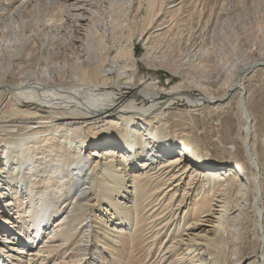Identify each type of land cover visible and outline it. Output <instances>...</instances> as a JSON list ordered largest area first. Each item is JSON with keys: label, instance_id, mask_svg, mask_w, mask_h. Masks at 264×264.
Instances as JSON below:
<instances>
[{"label": "bare ground", "instance_id": "6f19581e", "mask_svg": "<svg viewBox=\"0 0 264 264\" xmlns=\"http://www.w3.org/2000/svg\"><path fill=\"white\" fill-rule=\"evenodd\" d=\"M5 1L0 10V29L3 33L7 31V36L1 47L9 55L5 66H0V201H11L14 208L0 209V222L3 216L12 218L6 234L0 236V247L7 239L6 243L16 248L12 251L21 256L26 254L22 258L29 264L37 261L43 264V254H52L71 241V256L65 259L69 258L68 263L72 264H80L89 255H97L101 264H105L103 253L115 264H141L143 257H137L141 253L144 258L155 253L154 257L165 264H203L201 257L207 255L217 264L215 257L224 253L228 242L225 239H229L224 235H231L237 241L242 237L243 226L248 224L252 226L255 248L243 258L241 254L242 260L237 264H264V210L261 208L264 139L254 129L245 85L246 77L264 68V22L259 49L256 45L258 57L244 59L238 67L227 64L229 69L224 63L226 75L220 93L213 94L207 83L189 78L168 87L161 85L153 93L149 89L152 83L157 87L153 78L158 73H152L156 71L154 67H160L156 63L170 66L161 52L157 55L156 46L162 42L165 45V41L167 44L168 36H173V26L161 33L149 27L168 1L61 0L63 4L57 1L67 14V27L63 30L66 25L61 26L62 31L57 29V24L62 20L64 24L65 18L56 20L53 16L43 21L46 26L50 25L48 29L44 28L45 24L40 28L34 26L37 28L33 30L40 32L39 47L31 41L34 45H27L26 49L44 48V53L34 59L29 52L28 61L22 60L26 65L16 62L11 70L10 58L25 46L24 38L29 41L38 33L30 37L32 29H29L30 36L21 31L26 20L20 21L18 9L30 0ZM175 1L167 3L168 10L174 9L170 3ZM17 2L22 5L17 6ZM121 8L126 12L122 13ZM181 8L182 5L175 11L179 13ZM6 10L14 13L5 20ZM119 11L125 19L132 20V27L139 28V33L134 30L137 35L128 25L127 33H121L118 38L116 30L120 31L125 23L118 16ZM141 12L143 18L138 21ZM159 23L157 27L163 25ZM107 26L110 29H105ZM17 29L18 34L14 32ZM108 33L112 44L104 39ZM94 36L96 45L92 46ZM47 37L50 38L45 45ZM138 42L144 49L139 61L135 55ZM67 49L70 53H84L81 59L87 58L90 62L85 64L76 57L77 66L71 73L74 80L66 85L58 83L57 78L64 77L61 73L64 67L55 58L59 53L65 55ZM92 49L96 50L93 54ZM139 64L149 74L139 76ZM170 71L180 74L176 68ZM180 76L186 79L185 73ZM191 83L198 85L196 89L201 91L198 96L188 93L186 85ZM122 84L132 88L124 94L109 92L114 87L120 90L117 85ZM9 92L18 96L8 99ZM183 104L195 109L191 111L197 114L201 106L226 114L233 105L241 121L240 132L234 131L240 136L241 150L233 152L237 145L232 141L228 157L218 158L196 148L191 136L179 124L183 115L190 112L178 108ZM238 157L241 158L236 160ZM86 168L88 174L82 177ZM80 177L86 179L81 183ZM88 212H93V216L84 224ZM164 212L168 216L162 215ZM52 218H56L51 225L54 234L44 238L47 247H34L37 239L31 238L44 236ZM231 252L235 255V249ZM5 258L0 249V264H15L14 260L6 262Z\"/></svg>", "mask_w": 264, "mask_h": 264}, {"label": "rangeland", "instance_id": "374dc122", "mask_svg": "<svg viewBox=\"0 0 264 264\" xmlns=\"http://www.w3.org/2000/svg\"><path fill=\"white\" fill-rule=\"evenodd\" d=\"M57 1L59 4H63V3H61L62 2L61 0L60 1L59 0H30L29 3L27 2L30 6L28 4H25L26 5L25 7H24V5L21 6V8L18 9L19 14L21 15V17H19L21 19L20 21H22V19L26 20V21L23 20V21H25L24 23L26 25H23L24 28L22 27L21 31L24 30L23 33L25 35H27V34L29 35V33L32 32V34L30 33L31 36L29 35L30 37H32L34 35V32H35V30H33V28L34 29L37 27L40 28V27H42V25L44 27V24H45L44 20L45 19L48 20L49 17H51V16L56 18V20L57 19L60 20L61 18H63V19L65 18L64 24H63V20L61 21L62 23L59 22L57 24V27H58L57 29H61L63 26L66 25L65 27L62 28L63 30H65V28L67 27V22H66L67 14H66V12L63 11V8H61L62 5L60 7L59 4L58 5L56 4ZM165 1H168V2H166V4L164 3V6H162L161 10L158 11L159 13L157 12L158 17L154 19L152 25L149 27V30H150V28H151V30L153 29V31L160 30V31H158V33H161V31L165 30V28L168 29V26H169V28H171V26H173V28H171V31H172L173 36H175V35L176 36L175 37L168 36L169 39H167V44H166V41L164 42L165 45L164 44L162 45L163 42L162 43L160 42L161 44L157 43L158 44L156 46L157 51L155 49L157 55L160 56V52H161V57H165L166 61L170 64L171 67L168 65H163L161 63H156V66H160L163 68L165 67L166 69L163 70V68L154 67V69L156 71L152 72V73H154V74L158 73V74L155 76V77H157L156 79L153 78V80L157 83V87H156L155 83H152L150 86V89H149V90L154 91L153 93L158 92L161 85L168 87L169 85H172V84L177 83V82H186L187 78L193 79V82L194 81L195 82L200 81V83L205 82V83H207L206 85H208L206 87L209 89V92H211L213 94L220 93L222 90L221 85L225 81V75H226L225 74L226 68L223 67L224 63H225L224 64L225 67H227L229 69L233 63H234L233 66L238 67L241 65V63H242V61H244V59L245 60L256 59L258 57L259 50L256 49V45L259 43V40H260L259 37L261 35L260 32L262 31L261 28H262V24L264 22V0H200V2H199V0H190L191 2L189 0H184V1L183 0H176L173 3H170L171 5L174 4L173 5V6H175V7H173L174 9L169 8V10L167 9L166 5H167V3L171 2L172 0H165ZM181 1H183V3L181 4L182 8H181V10L179 9V13H178L176 11H178V7L179 8L181 7V5L179 4ZM188 1L190 2L189 5H188ZM6 3H7V1L0 0V10L3 9V7L5 6L4 4H6ZM170 4H168L169 5L168 7H171ZM175 4L176 5L178 4L177 5L178 7ZM196 4H197V6H196ZM16 5L17 6L19 5V7H20V5H22V4L17 2ZM52 5H53V7H51ZM58 7H60V8H58ZM202 8L204 11H202ZM8 9H10V8L8 7ZM61 9H62V11H61ZM188 9L190 10V12ZM16 10L17 9H15V11ZM20 10H21V12H20ZM102 10L103 9L101 8V11ZM166 10L169 12H167ZM172 10H174V11H172ZM199 10H200V12H199ZM121 11H122V13L126 12L122 8H121ZM164 11H166V12H164ZM170 11H171V13H170ZM6 12L11 13V14H7ZM12 12H11V10L4 11V13H6V16L3 19H5V20L9 19L12 16ZM36 12H37V14H36ZM56 12H58V14H56ZM59 12H60V15H59ZM142 12H143V10H142ZM142 12L140 13V15L138 17V21H140L143 18V14H145V10H144L143 14H142ZM181 12H182V14H180ZM119 13H120V11L118 12V16L120 15L121 21H123L125 23H122V25H121L122 27H121L120 31L116 30V33L118 32L117 33L118 38L121 36L120 35L121 33L122 34L127 33L128 29L126 27H128V25L130 26L131 29H133L132 31L134 32V34L136 32L139 33L138 27H135V26L132 27V25H133L131 23L132 20H130L128 18L125 19L124 18L125 15L122 16ZM128 13H130V12H127V14ZM205 13H207V14H205ZM15 15H16V13H15ZM20 15H18V16H20ZM35 15H37V16H35ZM179 15H180V17H178ZM163 16L165 18H163ZM216 16H217V18H216ZM128 17H129V14H128ZM160 20L162 22H160ZM175 20H177V21H175ZM157 21H159L163 25L160 27L159 26L157 27L156 25H158L157 23H159ZM34 22H35V24H34ZM184 23H186L185 24L186 26L184 25ZM1 24L2 23L0 22V26L2 27ZM27 25H28V27H27ZM54 25L56 26V23ZM34 26H37V27H34ZM48 26H50V25H48ZM48 26H46V24H45L44 28L48 29L49 28ZM100 26H101V24H100ZM202 26H203V29H202ZM153 27H155V28H153ZM107 28L110 29L108 26L105 27V29H107ZM29 29L30 30L32 29L33 31L29 32ZM62 29L60 31H62ZM199 29H202L203 31H200ZM123 30H125L126 32ZM14 32L16 34L19 33L18 29L14 30ZM181 32H182V35H181ZM2 33H3V31L0 29V66H5L4 65V64H6L5 60L8 58L9 54H7V52L4 51V49L1 47V44H4L5 37L7 36V31H4L5 34L4 33L2 34ZM37 33L35 32V34H37V35L36 36L34 35L32 38H30L29 41H27V39L24 38L25 46L24 45H23V47L21 46V50H19V53L18 54L16 53L15 56H12L10 58L11 59L10 60V63H11L10 70L13 68V66H16V64H17L16 62H19L18 64H20V65H26V63H23L22 60H27L29 52H30V56L33 57L34 59H36L37 55H42L44 53V48H41V50H40V48H38L35 51H31V50L26 49L27 45L36 44V46L39 47L38 43L40 42L41 38H39L40 32H37ZM137 33H136V35H137ZM109 34L110 33L106 34L107 36H105L104 39L106 42L112 44L110 42L111 36ZM155 35H156V33H155ZM172 37H173V40L170 41V39H172ZM48 38H50V37H47V39L43 38V40L44 39L46 40V41L44 40V43L49 42ZM95 39L96 38L94 36L91 40V42H93L92 46L96 45ZM56 40L58 41L59 39L58 38L55 39L54 42ZM168 40H169L170 44L168 43ZM31 41L34 44H31ZM46 43H45V45H47ZM203 43H206V44L203 45ZM136 45L137 46L135 49V55H136L137 60L139 61L142 59L141 57L144 54V49L140 45V42H138ZM259 47H260V44H258V49H259ZM202 49H204V50H202ZM3 51H4V53H3ZM67 51L68 52H66L65 55L59 53V56H57L55 58L57 64L64 67V69L61 71V73H62V75H64V77L62 76V78H57V80H59L58 83H60V84L66 83V85L71 84L70 82H72L74 80V77H72L73 75L71 73H73L72 71H75V67L77 66L75 64L77 62L76 57L81 59V57H83V54H84L82 52H78L76 54V51L75 52L71 51V53H70V49L69 50L67 49ZM94 51H96V50L92 49V54L94 53ZM73 53H75V55ZM78 54H79V56H78ZM89 54L91 55V48H90ZM96 54H98V52L95 53V56H97ZM109 54H112V52H110ZM102 56H103V54H102ZM110 56H112V55H110ZM84 58H86V57H84ZM13 59H16L17 61L13 60ZM86 59L82 58L81 60H83L85 64H89L90 61L86 60ZM20 61H22V62L20 63ZM38 62H40V64L42 63L41 60H39ZM63 63H64V66H63ZM73 63L75 65L71 66V64H73ZM229 63H231V64H229ZM30 64H29V66L32 67L34 70L35 69L34 66L30 65ZM227 64L229 66L230 65L231 66L229 67ZM79 66H82V65L79 64ZM139 66H140L139 67L140 68L139 76H146L147 74H149V72L144 68V66H141V64H139ZM221 67H223V68H221ZM172 68L178 69V73H180V74H176V73L172 74V72L170 71V69H172ZM107 73L110 74L109 71H107ZM184 73H185L186 79H184L180 76L181 74H184ZM250 75L248 77H246V79H245L246 89L249 92L248 93L249 98H248L247 104H248L249 112L251 113V116L254 119V129H256V131L258 132V135H260V137H262L264 139V68L259 69L257 72L250 74ZM70 77L73 79H70ZM206 79L208 80V82ZM158 80H160V83L158 82ZM117 86H120V90L118 88L114 87V89H110L109 92H113L114 95H116V94H119L118 93L119 91H121V93L124 94L126 92H129L130 89L132 88V86H128V85H124V84L117 85ZM186 86L189 87L188 91H190V92H188V93H191L192 95L198 96L201 92V91L199 92L200 89L198 87L196 89V86H198V85L191 83V85L187 84ZM9 93L8 94L6 93L7 94L6 96L8 97V99L11 97H15V95H16V97L18 96L16 93H13V92H9ZM148 93H150V92H148ZM15 98H14L15 102H17L15 104L19 105L20 102L16 101L18 99H15ZM138 103H139V100H138ZM178 108L180 110H183V111H187V110L190 111L186 116L183 115V117L181 119L182 122L184 123V125H183V123L181 124V122H180L181 120H179V124L181 127L183 126L182 127L183 132L184 133L188 132L186 134L187 135L189 134L188 136H191V139L194 142L196 148H199L204 153L206 152V153L211 154L212 156H215L218 158H221L224 156L228 157V153L231 151V148H232V147H230L232 144V141L234 143H236V145H237V148L233 149V152L234 151L239 152V150H241L240 146H239L240 141H238L240 136L236 135L238 132H240L239 128L241 125V121L239 122V117H238L239 115H237L238 113L236 112V110L232 109L233 105L231 107L232 110L230 109L226 114L225 113L223 114L221 112L210 111V110H212L211 108H208V110H209V112H208L207 107H204V106L198 107V109H197L198 114L195 113L196 111L195 112L191 111L193 108L190 109V107H188L187 105H184V104H183V107L179 106ZM193 110H195V109H193ZM191 112H192V114H191ZM219 113H221V114H219ZM131 114H133V113H131ZM107 115H109V114H106V116ZM213 117L214 118L216 117V118L213 119ZM218 119L221 121H219ZM216 120H218V121L216 122ZM215 122L218 123V125ZM214 123H215V125H213ZM238 124H239V126H238ZM181 127H179L178 129H181ZM236 130H238L237 133H235ZM12 134L14 135L15 133H12ZM112 142L114 143V141H112ZM172 148L173 149H179L178 147H174V146ZM236 149H238V150H236ZM89 152H91V150ZM175 156H177V155H175ZM175 156H168V158H173ZM239 158H241V157H238L235 159L238 160ZM143 160L144 159H142L139 162V164H141V162ZM233 160H234V157H233ZM263 165H264V163H263ZM87 170H88V168H86L82 172V177H86V174H88ZM263 171H264V166H263ZM82 177H80V178H82ZM85 179L86 178H82L81 183ZM77 190H79V189H76V191ZM76 191H74V194L76 193ZM88 195H89V193H88ZM11 203H12L11 201L1 200L0 201V209H3V207L5 210L13 209L14 205ZM68 208H70V207H68ZM261 208L264 210V201H263ZM95 211L98 212V209ZM162 215H164L166 217V216H168V212H164ZM59 216H57V217H59ZM92 216H93V212H88L87 216H84V219H86L84 224L86 222H89L92 219ZM56 218H54V219L52 218L50 220V223L48 225L49 230H47L45 232L44 236L39 237V235H33L31 240H35L34 238L37 239L33 243L34 247L39 248V247L43 246L44 245V238L46 236L51 234V237H52V235L54 234L53 233L54 231L51 228V225L53 226V223L56 221ZM11 219L12 218L9 217L8 215L1 217V220H3V221L0 222V236H2V235L4 236L6 234L8 227H9L8 222L9 221L11 222ZM245 226H246V230H245ZM243 227H244L243 231L240 232V235H242V237L239 236L240 238L238 237L239 239L237 241L235 239H233L231 235H228V234L224 235L225 238H226V236H227V238H229V239L224 238L225 241L228 240V242L226 241V243H227L226 245L227 246L229 245V246L227 247L225 245L226 246V247H224L225 249L223 248L224 253H221L218 256H216L215 257L216 259L214 258L215 263H217V264H237L238 261H241L242 258L245 257V255H247L246 252L248 253V252L252 251L251 249L255 248V243H254V240L252 239V233L253 232H251L252 226L247 224V225H244ZM241 233H244V234H241ZM244 236L247 238H245ZM231 238L233 239L231 241V243H233V244H231L229 242V240H231ZM240 239H242V240L240 241ZM6 240H5L4 244H1V247H0V249L2 250V252L4 254V257L6 256V258H5V259H7L6 262L8 260L11 262L14 260L15 264H29V263H26L25 258L24 259L22 258V257H27L26 254L21 256V255L15 253L16 251H12L16 248H13V246L6 243ZM234 242H236L235 243L236 245L234 244ZM92 243L95 244V241H92L91 244ZM71 244H72V241L67 243L66 247L65 246L60 247L61 249H58L59 251L57 250L56 252H52V254L51 253L46 254V255L43 254L42 258L45 259V261H43L42 263L43 264L44 263L45 264H65V263L66 264H72V263H68V261H71L69 258L65 259L69 255L71 256V252H70L71 247H69V245H71ZM87 245L89 248L90 243H87ZM44 246L47 247L46 245H44ZM19 247H21V246H19ZM232 247H233V249H235V255L231 254L232 253L231 250L233 251ZM67 248H69V249H67ZM100 249L102 250L101 247H100ZM236 249L238 252L236 251ZM67 250H69V251H67ZM61 252L62 253L64 252V253L62 254ZM238 253H240V254H238ZM241 254H242V258H241ZM154 255H155V253L151 254L147 258H144L145 256L141 253L137 257H141V259L143 257L142 262L140 261L141 264L142 263L143 264H156L157 262H158L157 264H159L160 260H158L157 257L155 258ZM103 256L105 257V260H104L105 264H115L113 259L108 254L103 253ZM201 258H203V261H202L203 264H211L213 262L212 256L206 255V256H202ZM210 258H212V259H210ZM233 258L234 259L236 258L235 259L236 261L233 260ZM27 260H28V258H27ZM35 263L38 264L39 261H37ZM101 263L102 262L98 258L97 255H94V256L89 255L85 259L80 261V264H101ZM134 264H136V263H134ZM160 264H165V262L160 261ZM212 264H214V262Z\"/></svg>", "mask_w": 264, "mask_h": 264}]
</instances>
